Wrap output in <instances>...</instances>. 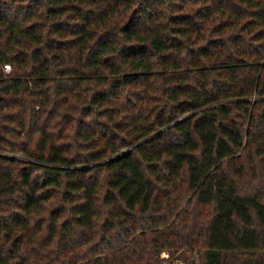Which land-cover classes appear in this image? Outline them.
Segmentation results:
<instances>
[{"label":"trees","instance_id":"obj_1","mask_svg":"<svg viewBox=\"0 0 264 264\" xmlns=\"http://www.w3.org/2000/svg\"><path fill=\"white\" fill-rule=\"evenodd\" d=\"M0 63V264H264V0H0Z\"/></svg>","mask_w":264,"mask_h":264},{"label":"built area","instance_id":"obj_2","mask_svg":"<svg viewBox=\"0 0 264 264\" xmlns=\"http://www.w3.org/2000/svg\"><path fill=\"white\" fill-rule=\"evenodd\" d=\"M11 71V66L9 63H0V72L3 76H6Z\"/></svg>","mask_w":264,"mask_h":264},{"label":"rangeland","instance_id":"obj_3","mask_svg":"<svg viewBox=\"0 0 264 264\" xmlns=\"http://www.w3.org/2000/svg\"><path fill=\"white\" fill-rule=\"evenodd\" d=\"M18 159L24 161V159L21 158V157H18ZM161 257H162V258H168V253H166V252L161 253ZM173 264H182V263H181V261H176V260H174V263H173Z\"/></svg>","mask_w":264,"mask_h":264}]
</instances>
